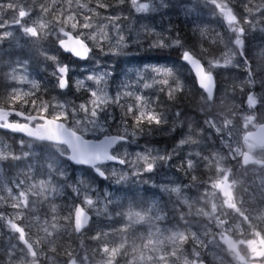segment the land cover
I'll return each instance as SVG.
<instances>
[{
    "label": "rangeland",
    "instance_id": "1",
    "mask_svg": "<svg viewBox=\"0 0 264 264\" xmlns=\"http://www.w3.org/2000/svg\"><path fill=\"white\" fill-rule=\"evenodd\" d=\"M4 1L5 4L3 3V5L7 8H9V5L12 7L10 0ZM85 1L89 2L91 0ZM162 3H170V10L166 11L164 6L161 5ZM99 5H110L111 7L107 9L114 10L119 4L118 0H100ZM232 6L237 12L239 11L242 13V18L240 19L242 22L247 17L253 20V24H255L264 16L261 12L264 7V0H233ZM156 7V9L159 10V15L154 20L142 22L141 17H139L138 23L134 24L135 28L129 29L128 27H120L122 29L120 34H123L126 38H128L129 34H131L132 37L139 35L142 38L145 35L146 29L152 30L151 28H153L157 31H152L163 33L165 37H167L174 31L176 24L182 20V13L183 11H187L186 8L188 5L184 0H161ZM66 8L67 17L74 14L72 13L74 9L77 10L75 16L79 23L75 31L92 32L95 30L97 35L104 32L107 33L109 37L117 36L114 28L109 26V22H97V18H99L97 10L84 7L82 3L75 5L72 3V0H67ZM100 8L103 9L102 6ZM56 14L57 19H59V10H56ZM113 15H119L121 18L124 17L122 11H115ZM85 16L91 17L87 22L92 25V29L85 30L80 28V25L85 22L83 19ZM11 19L14 20L13 18ZM51 24L54 25L53 23ZM65 26L64 23V27ZM67 27L70 28V25H67ZM244 27L246 30L250 31L252 26L244 24ZM193 37L194 50L197 53L208 55L215 52L216 48L213 47L212 43L217 38L216 36L195 32ZM101 40L106 50L110 43L113 45L115 44L114 40L104 39L103 36H101ZM45 43L47 47L52 46L48 39L45 40ZM171 49L175 50L180 56V51L173 47L159 48L155 50V52H171ZM40 51L41 50L38 48L12 40L11 38L0 43V52L6 57H13L16 61V66L22 62H27V65H31V59ZM149 52L150 51L143 52L140 46L137 45L127 46L121 51V55L104 57L102 53L97 51V59L91 60L87 66L81 69L76 68L77 65L73 62H67V60L61 61L72 67V91H82L75 88V81L77 79H84L86 85L96 87L92 81H87L86 78L89 74H99L96 71L100 69L107 71L110 69L108 72L111 74V78L115 70V77L111 79V92L107 87L110 95H114L118 91H131L136 95H142L145 100L150 101V106L154 108L153 105L157 104L160 101L159 98H162L166 92L159 90L161 87L160 85H156L150 88V90H148L149 88H143L142 85L139 86V78L137 76L138 69L129 66L128 63L123 64L125 59H133L135 61V58L139 57L143 59L142 64L145 66H166L163 64H151L147 59L144 61V58H150ZM248 53L251 56L256 53V41L250 43ZM172 57L176 59L177 55L174 54ZM261 57L262 63L260 62ZM97 60L100 62L97 63ZM259 62L260 64L254 70V73L257 74V72H262L264 75L263 52L259 58ZM233 64L235 63L233 62ZM230 67L231 65L224 68V70H219V68L214 69L220 79L221 87L214 102L211 103L206 110L207 116L204 117L206 120L201 115L203 109L194 102L189 106L192 112H194V115L183 118L181 116L178 118V120L174 122L173 132L164 134V136L161 135V132H154L151 134L152 139L156 140V138H168L178 133L185 141L183 145L177 143L169 149H165L164 147L160 150L161 154L168 153L171 155L177 147H180L174 156V160L171 161L177 163L175 170L171 168L164 169L159 177H154L153 172L147 173L148 176L146 174L137 175L136 172L141 170V165L136 163V168L131 166H126L125 168L110 167L105 171L107 177H109L107 178V185L111 186H117L120 183H122V185L126 184V181L117 182L116 177L112 175L113 170L118 174L122 172L126 175L127 179H134L135 181L133 182L136 183V187L138 184H141V181H146L147 183L159 181L162 186H167L173 195L179 197L178 202L182 210L187 214H191V218L193 219L191 223L193 224H189L185 227V231L181 232L180 230H175L170 227L166 223L163 214L154 215L156 206L150 204L153 203V201L144 199L143 201L146 203L140 202L141 197L136 194L134 196L137 201L135 206L134 204L127 203V199L121 198L113 193H106L104 196H94L87 191L85 182L77 179L78 175H74V178L77 180L74 188H79L80 193L76 192V195H74L68 192L66 199H64L62 193H60V189L65 190L69 185L67 166L62 163L61 160L56 158L54 161L52 160L53 156H48V154L52 152L49 147L39 148L32 144L28 146L33 153L36 155L40 154L42 157H39V159L33 157L31 161H27V163H23V165H18L16 158H8L6 150L0 148V214L5 215L6 218L8 216L22 217V219L16 222L21 227L25 228L27 243L31 245L32 251L35 252V257H33L28 246L20 243L17 236L18 234L10 232L6 221H0V239L4 238V234L16 237V240L12 241L16 244L10 246L9 244L0 245V257H2L0 262L2 261L3 264H65V261L62 260L64 255H74V258L76 257L77 261L81 264H173V262H168L164 255V249L167 248V243L169 246H175L181 253V255L176 256L174 264H190L196 259L195 254L197 252L203 255L201 257L208 261V263L210 262V264H236L237 260L234 258L233 254L228 251L227 245L220 240L219 233L221 229L217 226L215 215L219 213L217 218L223 219L224 214L227 212V210H224V213L221 214L226 206L223 193L227 192L229 194V200L236 205V208L239 205L247 207L246 209H241V206H239V211L230 208V210L233 211L230 217L231 220L229 219L231 228L226 225L225 228L229 230L231 239L239 241V238L252 236L254 230L259 229L260 223L254 221L253 215L246 216L247 220H245L244 215L241 214H244L247 209H254L255 206H260L264 201V192L252 189L257 187L255 181L256 177L260 176V174L259 171H256L254 168L249 172L248 169L243 167L241 156L243 152H248L254 158L264 160V152L256 149L245 140V132L251 129L249 123L252 114L250 115V109L243 103L241 104L240 101V98H242L241 94L244 92L246 95L250 85L252 83L256 84L255 82H258L260 78L253 76L250 70L249 76L244 73L242 78L240 74L234 71H226ZM47 72H49V68L43 69V67H36L34 74V80L40 83L41 90L39 95L46 101L49 99L48 97L50 95H56L51 80L45 75ZM9 73L10 71L8 72V70H0V96H3L7 88L11 85ZM19 75L20 73L18 72L17 76ZM177 78L180 77L177 76ZM47 80L49 81L47 82ZM124 85H129L130 87H124ZM184 90L185 88L182 86L179 92ZM262 90H264V84H262ZM146 91L148 97L144 93ZM187 98H191V96ZM87 99L88 95L84 101ZM181 101L186 102L184 99H181ZM68 103L69 105L75 104L72 101ZM121 103L125 105H134L136 103L135 96L124 97ZM114 107L116 111H120L119 115L121 116V109L113 105L112 108ZM220 112H224L227 115L223 117L227 121L220 117L211 119L212 115H210V113L215 114L213 116H218ZM197 116V125L193 128V123ZM235 116H238L237 120L232 119V117ZM257 118L259 121H264V101L260 103V110ZM145 125L146 124H135L139 129L143 128ZM100 134L99 132L87 133V135L92 138ZM210 134L211 143L210 148H208L206 144L210 139ZM200 147H202V150L198 151L196 155H192V153ZM117 150L121 158L133 161L134 163L136 162V154L145 152L138 150L134 145H122L115 151ZM124 152H127L128 155L124 156ZM26 154L27 153H24L20 157L27 156ZM189 157L192 158V166L185 168L183 165ZM23 159L25 158H22V160ZM199 163L200 166L196 168ZM3 164H7V167H10L5 168ZM161 168L162 165H159L155 172L160 171ZM210 171L211 177L217 178V181H210L209 184L200 183L201 178L199 177L201 174L205 172L208 177H210ZM232 175L240 180L238 181V185L233 181L228 182V178ZM243 175L244 177H242ZM57 177L61 180L63 188L58 185ZM182 181H184V183H182ZM240 184L244 185L247 189H251L253 192L239 189ZM216 185H221V187H215ZM174 188H178L180 191H171ZM71 190H73V188H71ZM20 193L24 195L21 196ZM85 195L89 196L94 201L90 209L88 206L83 205L86 210L94 216L91 232H85L82 236H73V232L68 231L67 228L70 214L68 209L73 205L82 204ZM30 197L37 199L35 202L37 205L36 207L29 204L31 200ZM25 201H27L26 205L24 203ZM13 204H18L19 207L13 208ZM214 208L215 211H213ZM133 212L137 215L139 220L148 218L149 220L154 219L157 223L151 227L145 224L142 225L141 221L137 224L134 221L128 220L129 214ZM140 216H142L143 219H140ZM199 218H204L205 223L204 221L197 223V219ZM97 233H102L100 235V237H102L101 239H93ZM54 235L55 237L52 240L51 238H53ZM225 235H228V233L226 232ZM98 240H101V242L97 243ZM218 241H220V243H218ZM201 242H203V246H201ZM107 243H109L107 247L110 253L115 250L114 256L110 257L108 254H101L100 249ZM180 244L187 247L179 249V247H183ZM67 246L70 247L68 253L66 251V249H68ZM241 247H246L240 245L242 253L243 250ZM73 248L77 254L73 252ZM52 250H55L56 253H53ZM21 251H25L26 254L21 255ZM42 261H44V263H42Z\"/></svg>",
    "mask_w": 264,
    "mask_h": 264
},
{
    "label": "snow or ice",
    "instance_id": "2",
    "mask_svg": "<svg viewBox=\"0 0 264 264\" xmlns=\"http://www.w3.org/2000/svg\"><path fill=\"white\" fill-rule=\"evenodd\" d=\"M208 5H211L214 9V14L220 16L227 23L229 31L232 33V37L228 42L230 45L228 52L224 53L223 63L220 59H213L207 62L208 66H205L201 63L200 59L195 58L190 50H184L182 52L181 59L195 70V76L197 78L198 87L203 90L209 99L213 97L214 89L216 88V81L213 75V70L217 68H227L232 64L233 56L231 54V48L235 47L239 49L241 57L245 55V41H246V30L243 27V24L252 25L253 21L250 18H245L243 22L240 21V18L236 15L234 7L230 6L233 4V0H205ZM128 3L130 8L136 13H147L150 11H155L150 3L141 2V0H118L119 5ZM3 5V0H0V6ZM162 6H166L164 3ZM103 7L107 9L111 7L110 5H98V7ZM11 8V5H9ZM48 9H42L43 14H47ZM31 11L22 10L19 15L20 23L24 22L26 16H32ZM85 22L80 25L81 29H92V25L88 23L91 19L90 16L83 17ZM121 19L119 15H111V23L109 26L114 28L117 36L109 37L107 33L101 32L100 35L95 33V30L92 32L84 31H75L78 28V21L75 14L69 16L65 19V27H59L49 32V24L43 21L40 22L37 27L35 24L32 26H25L20 28V24L17 26L25 37L29 40L35 39L39 40L43 36L51 35L54 37L56 49L63 51L65 53H70L77 60L88 61L97 59L96 53L99 51L102 55L112 56V55H121V51L124 50L127 46L137 45L139 46L141 42H146L149 48H170L172 46H177L178 48H185V45L182 43L181 39L177 36L175 38L165 37L163 33L154 32L150 29L145 30V35L141 38L139 35L132 37L129 34L126 38L122 32V29L116 23ZM59 23V20H57ZM260 26L259 28H251V30L256 29L259 31H264V20L257 22ZM70 25V28L67 27ZM8 26H0V43L8 39L14 38V33L10 31H4L3 29ZM71 29V30H68ZM75 32V34H74ZM101 36L104 39H111L115 41V44H109L107 50L105 45L101 40ZM91 43V46H90ZM226 45V46H228ZM46 60L50 61V66L52 67L51 75L54 77L56 84L55 87L60 91L68 90L70 87L73 88V84L70 79L71 68L69 65L64 64L59 55L53 53H45ZM100 61L97 60V63ZM247 63V61H244ZM27 62H22L18 66H10L9 79L11 84H19V88L10 89V99L14 103H20L21 107L18 110L9 111L5 109H0V129H6L13 133H20L22 136H27L33 140L37 141H47L55 143H63L68 145H73L76 150L86 153H95L99 162L95 160H86L83 161V164L89 166L92 170L96 172L102 178L106 177L105 170L103 165L106 162H113L119 165L131 166L136 168V163L141 165V170L136 172L137 175H144L147 173L154 172L159 165L167 162L168 165H171L173 159L172 155L168 153L161 154L157 150H146L143 153L136 154V162L129 161L121 158L119 151H110L118 144H123L128 142L129 136L127 131V125L129 119L132 120L133 124L141 125L147 124L149 131H151V126L156 125L157 127L166 125L168 123V117L163 113L155 110L150 106V101L145 100L142 95H136L131 91L127 92H116L114 95L109 94L107 88L108 80L107 78L111 75L107 71L100 69L99 74H89L87 76V81H92L96 87H91L86 85L84 79H77L75 81V88L77 90H83L87 92L88 99L78 105L71 104L67 101H57L55 104L50 103L49 101L41 98L39 93L40 85L35 81L30 79L29 74L27 73ZM20 73L17 76V73ZM154 74L152 75V82L148 83L144 79V74ZM163 75L164 77H172L173 69L167 67H158V66H145L142 69L137 70L138 84H141L143 88L148 89L160 85V91L166 92L168 98L173 99L174 92H179L182 85L179 83L178 79L173 78L171 83L169 79H159ZM30 85V88L25 90V87ZM175 85V87H173ZM166 86V87H165ZM124 87H130L129 85H124ZM135 96L136 103L133 104H122L121 100L124 97ZM249 101L253 104L256 103L252 100V94L249 96ZM28 105H31L33 112H37V115H33L32 112H25L24 108ZM113 105L121 109V116L119 119L111 111ZM17 117H22L23 122L21 121H10L9 117L12 115ZM131 114H135L133 119ZM175 116L179 118L181 112L177 111ZM38 121V122H37ZM70 122V126L69 125ZM119 123V125L124 128V131L117 132L115 136L109 133V127L112 123ZM89 132H99L105 138L100 139L99 143H92L87 138V133ZM134 138V134L131 135ZM134 142V140H133ZM179 143L183 145L185 141L183 139L179 140ZM21 147H23V141H20ZM124 156H127L128 153L124 152ZM20 158H27L23 156ZM73 160H76V156L73 155L70 157ZM78 163L80 161H77ZM185 168L192 166V158L189 157L185 161ZM112 175L116 177L117 182L126 181L127 177L122 172L117 173L113 170ZM215 187H221V185H216ZM165 191L169 189L165 188ZM74 192H79V188H73ZM171 191L179 192L178 188H174ZM225 196V205L229 208H236L234 203L229 202V194L227 192L223 193ZM20 195H24L20 193ZM110 199V198H109ZM25 205L27 201L24 202ZM94 204V201L89 196L85 195L82 201V205L88 206L90 209ZM13 208H18V204H13ZM69 212L73 213L75 217V223L77 226V231H80L86 225H88L90 217L86 211L85 206L73 205L68 209ZM215 211V208L213 209ZM243 215V214H241ZM129 218H132L130 214ZM22 219L20 216L7 218L5 215L0 214V221H6L7 227L10 232L18 234V239L20 243L28 246L31 255L35 257V252L32 251L31 245H28L25 228L21 227L16 221ZM140 219H143L140 216ZM247 220V217H244ZM226 221L220 220L217 218V226L221 229L219 236L220 240L227 245V249L231 252L234 258L237 260V264H247L244 256L241 255L240 245L243 244L249 251V259L251 260H264V234H261L258 231H254L252 235L255 239L251 240H232L229 230L225 228ZM228 235H225V233ZM102 233H97L93 239H99ZM220 243V241H218ZM203 246V242H201ZM101 254H108L110 257L115 255V250L111 253L107 245L103 246L100 249ZM11 255V253H10ZM196 264H201L200 254H196ZM69 264H75V261H70Z\"/></svg>",
    "mask_w": 264,
    "mask_h": 264
},
{
    "label": "flooded vegetation",
    "instance_id": "3",
    "mask_svg": "<svg viewBox=\"0 0 264 264\" xmlns=\"http://www.w3.org/2000/svg\"><path fill=\"white\" fill-rule=\"evenodd\" d=\"M173 53L177 55V58L179 57V55L177 54V52H175V50H172L171 52H169V51H162V52L150 51L149 54H153L154 57H151L150 59H147V58H145V59H147L150 63H154V64L156 63L157 65H162V64L167 65L168 63L175 60V58L172 57V55H174ZM45 75L47 77H49L50 73L47 72ZM159 99L161 100L162 98H159ZM187 102H188V105L184 103L183 107L189 108V111L187 113L188 115L186 114L182 117H190L191 115H194V112H192V109H190V107H189L194 102L191 100H187ZM180 139H182V137L179 136L178 133H176L175 135L168 137V138H163V137L156 138V141H160L162 143V146H163L162 148L165 147V149H169L170 147L175 146V144H177V143L180 145V143H179ZM259 230L264 232V228H260ZM261 234H264V233H261ZM250 261L251 260H246L247 264H252V263H250ZM253 261H255V260H253ZM257 261H258L257 263H253V264H264V260H257Z\"/></svg>",
    "mask_w": 264,
    "mask_h": 264
},
{
    "label": "trees",
    "instance_id": "4",
    "mask_svg": "<svg viewBox=\"0 0 264 264\" xmlns=\"http://www.w3.org/2000/svg\"><path fill=\"white\" fill-rule=\"evenodd\" d=\"M181 33L183 35V36H181V41L185 45V48H188L189 50H191L192 52H194L192 50V49H194V37H193V35L190 34V28H186V27L183 28L181 30ZM227 33H229V32H227ZM226 36H227V40L231 39V37H232V35H226ZM227 40H222L221 38L217 37L214 40V42L212 43V45L215 48H219L220 46L221 47H224V46L226 47V45L228 43ZM252 41H254V40H252V38L246 40L245 50L247 52L249 50V46H250V43ZM2 55H4V54H2ZM261 81L263 82V79H261ZM185 104L188 105V102H186ZM84 173H85L84 176H91V178L94 180V183L99 182V180L90 171L84 170ZM168 217H170L168 219L169 222H178V223H181L183 221V220L182 221H178L177 218L176 219H172V212L168 213ZM90 232H91V229L87 230V233H90ZM73 236H75V235H73ZM101 238L102 237H100L99 239H101ZM76 241H77V239H76ZM100 242H101V240H98L97 241V243H100ZM0 259H2V257H0Z\"/></svg>",
    "mask_w": 264,
    "mask_h": 264
},
{
    "label": "bare ground",
    "instance_id": "5",
    "mask_svg": "<svg viewBox=\"0 0 264 264\" xmlns=\"http://www.w3.org/2000/svg\"><path fill=\"white\" fill-rule=\"evenodd\" d=\"M163 1V0H162ZM164 3H165V1H164ZM170 4V3H169ZM157 8V7H156ZM176 9V8H175ZM179 9V8H178ZM187 9V8H186ZM180 10V9H179ZM188 10V9H187ZM177 14V13H176ZM173 23V22H172ZM158 26V25H157ZM149 28V27H148ZM202 34V33H201ZM210 39V38H209ZM172 50V49H171ZM130 51V50H129ZM132 51V50H131ZM136 51V50H135ZM134 52V51H133ZM144 55V54H143ZM145 56V55H144ZM149 57L151 58V57H154V55L153 54H149ZM150 58H148L147 57V59H150ZM135 59H140L139 57L138 58H135ZM141 61H143V59H141ZM144 61H145V58H144ZM68 62V61H67ZM66 62V63H67ZM115 64V63H114ZM147 64V63H146ZM150 64V63H149ZM151 64H154V63H151ZM150 64V65H151ZM156 64V63H155ZM157 65V64H156ZM145 66V65H144ZM43 69H44V67H43ZM45 71V70H44ZM39 76V75H38ZM37 76V77H38ZM39 79V78H38ZM137 79V78H136ZM41 82V81H40ZM46 82V81H45ZM47 82H48V80H47ZM39 83V82H38ZM43 84V83H42ZM47 84V83H46ZM7 86V85H6ZM43 86V85H42ZM41 90V89H40ZM6 92V91H5ZM41 92H43V91H41ZM47 93V92H46ZM147 93V92H146ZM151 93V92H150ZM49 94H50V92H49ZM48 101V100H47ZM153 101V100H152ZM188 115V114H187ZM192 116V115H191ZM183 118V117H182ZM206 128V127H205ZM200 137V136H199ZM201 140V139H200ZM203 147V146H202ZM162 165V164H161ZM8 167H10V166H8ZM7 167V168H8ZM14 169V168H13ZM18 169V168H17ZM160 169V168H159ZM155 177V176H154ZM80 193V192H79ZM69 197V196H68ZM66 201V200H65ZM54 205V204H53ZM76 205H79V204H76ZM70 207V206H69ZM54 209H55V207H54ZM59 212V211H58ZM70 215V214H69ZM88 215H89V217H90V220H89V226H88V228L84 231V232H81V233H79V234H75V233H73L75 236H82L85 232L87 233V230H89V229H91L92 228V225H93V221H94V216H92L91 215V213L90 212H88ZM119 218H121V217H119ZM122 220V219H121ZM105 224V223H104ZM69 234V233H68ZM69 239V238H68ZM72 239V238H71ZM65 241V240H64ZM62 242V241H61ZM66 242V241H65ZM72 242H73V239H72ZM68 244V243H67ZM55 245V244H54ZM63 246V245H62ZM71 246V245H70ZM68 247V246H67ZM60 248V247H59ZM63 248V247H62ZM69 248V247H68ZM79 248V247H78ZM3 251V250H2ZM194 253V252H193ZM77 254V253H76ZM76 258V257H75Z\"/></svg>",
    "mask_w": 264,
    "mask_h": 264
},
{
    "label": "water",
    "instance_id": "6",
    "mask_svg": "<svg viewBox=\"0 0 264 264\" xmlns=\"http://www.w3.org/2000/svg\"><path fill=\"white\" fill-rule=\"evenodd\" d=\"M259 131L264 132V127H261ZM96 157L97 156H96L95 153L82 152L81 156L79 157V160L83 162V161H86V160H92V159H94ZM75 227H76V230H77L76 223H75ZM77 232H79V231H77ZM194 264H196V263H194ZM201 264H203V263H201Z\"/></svg>",
    "mask_w": 264,
    "mask_h": 264
}]
</instances>
